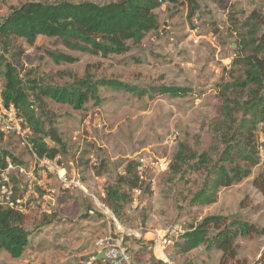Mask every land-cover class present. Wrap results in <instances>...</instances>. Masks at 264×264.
Instances as JSON below:
<instances>
[{"label":"rangeland","instance_id":"obj_1","mask_svg":"<svg viewBox=\"0 0 264 264\" xmlns=\"http://www.w3.org/2000/svg\"><path fill=\"white\" fill-rule=\"evenodd\" d=\"M28 1H89L106 6L119 0H0V19ZM177 1L156 10L158 30L121 56L103 59L71 52L58 40L45 37L34 46L17 40L6 55L24 80L64 85L89 72L95 78L117 79L142 89L164 85L191 93L184 98L139 99L100 89L102 102H89L82 111L46 100L45 128L55 129L65 145V153L53 162L79 185L64 189L57 175L41 169L16 140H3L0 149L22 162L8 168L5 176L18 197L22 195L19 206L29 238L20 259L0 251V264H135L136 255L142 262L222 264L217 250L202 247L183 255L175 248L190 225L214 215L237 218L262 231L237 239V258L229 264H264V195L254 186V179L264 174V125L256 131L260 164L240 184L222 189L212 206H190L202 174L172 178L168 166L162 170L179 142L199 153L209 149L208 127L219 107L216 89L230 80L241 38L239 24L255 13L263 22L258 35H264V0H227L225 6L198 0L194 14L183 0ZM48 53L69 55L76 62L56 65ZM48 146L54 143L49 141ZM132 161L138 164L141 193L117 219L104 203V189Z\"/></svg>","mask_w":264,"mask_h":264},{"label":"trees","instance_id":"obj_2","mask_svg":"<svg viewBox=\"0 0 264 264\" xmlns=\"http://www.w3.org/2000/svg\"><path fill=\"white\" fill-rule=\"evenodd\" d=\"M225 6L227 0H212ZM177 0H119L106 6L93 2L47 3L28 1L11 8L0 19V96L3 106L12 107L15 116L22 120V129L38 159L55 160L65 153V145L48 123L46 100L66 105L75 111L102 101L100 89L124 92L139 99L144 97L184 98L191 91L175 86H155L142 89L117 79L95 78L89 72L83 77H73L70 83L54 85L42 79L24 80L17 68L9 63V54L17 40L34 46L37 39L45 37L58 40L71 52L99 56L126 54L130 45H139L147 34L158 30L156 10ZM194 14L198 0H183ZM261 17L253 13L239 24L238 50L231 64L229 82L219 83L216 89L217 116L208 127L211 145L207 151L197 152L187 143L179 142L171 155L168 173L178 175L199 173L203 175L199 189L192 195L190 206L195 209L217 203L222 189H228L249 178L260 164L256 131L264 125V35L260 31ZM56 65H72L76 59L61 53H48ZM4 135L0 132V147ZM47 141L54 143L49 147ZM22 166V162L9 151L0 149V174L8 166ZM135 162L123 167L122 175L104 189V203L115 218L124 216L132 200V192L140 187ZM103 167V163L100 164ZM12 181L13 178H12ZM254 186L264 195V174L254 179ZM13 188V202L18 197ZM25 215L8 206L0 205V251L10 258L20 259L28 246L29 233L23 227ZM262 231L254 224L237 218L219 215L207 216L190 225L175 244L179 254L204 248L222 254V264L236 260L239 238L258 236ZM135 256V264H166L160 260L142 262ZM143 257V255H142ZM91 264H101V261ZM109 264V263H104Z\"/></svg>","mask_w":264,"mask_h":264},{"label":"built area","instance_id":"obj_3","mask_svg":"<svg viewBox=\"0 0 264 264\" xmlns=\"http://www.w3.org/2000/svg\"><path fill=\"white\" fill-rule=\"evenodd\" d=\"M21 124H22V120L15 116L13 108L12 107L6 108L3 106L2 99L0 96V132L3 133L4 140H7V139L16 140V142L21 148L26 149L31 154V156L35 160V163L41 169H47L49 172L55 173L57 175V179L60 185L64 189H70L72 188L73 185H74L73 187L78 186L79 183L70 179L67 176V172L65 170H61L57 168L53 161H50L47 159L40 160L34 155L32 151V147L27 139L28 132L22 129ZM151 166L153 168L157 167V163L151 164ZM167 166L168 165L166 164L165 167L162 168V165H160V168H162V170H166ZM11 167H12L11 165L8 166V168H11ZM139 168L142 169L141 165ZM61 171H62V174H60ZM135 172L139 179V185H140L141 177L138 176L137 171ZM140 193H141V185L138 189H135L132 192L133 202H136V199ZM13 197H14L13 189L9 186L8 178L5 176V173L0 174V205L8 206L10 208H13L15 210L22 212L19 206L21 204L20 197H17L14 202L11 200ZM166 242L169 243L170 241H166Z\"/></svg>","mask_w":264,"mask_h":264},{"label":"water","instance_id":"obj_4","mask_svg":"<svg viewBox=\"0 0 264 264\" xmlns=\"http://www.w3.org/2000/svg\"><path fill=\"white\" fill-rule=\"evenodd\" d=\"M47 143L49 144V141H47ZM54 148H56L55 146H54ZM22 198V195H20V199ZM93 257H94V255H93ZM103 258V255H100L99 257H98V259H102Z\"/></svg>","mask_w":264,"mask_h":264}]
</instances>
